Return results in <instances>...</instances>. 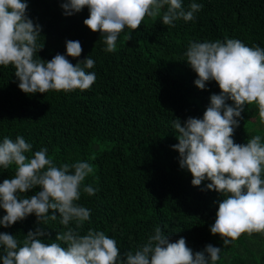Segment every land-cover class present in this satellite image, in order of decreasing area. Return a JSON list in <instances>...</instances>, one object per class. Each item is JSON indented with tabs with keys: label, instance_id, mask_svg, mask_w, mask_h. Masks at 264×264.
<instances>
[{
	"label": "trees",
	"instance_id": "obj_1",
	"mask_svg": "<svg viewBox=\"0 0 264 264\" xmlns=\"http://www.w3.org/2000/svg\"><path fill=\"white\" fill-rule=\"evenodd\" d=\"M63 2L27 0V16L42 27L37 44L44 47L35 58L50 61L58 53L66 55V41L78 40L81 56L68 59L75 65L89 56L95 64L87 71L96 80L84 91L25 94L14 67L0 65V143L21 136L32 145L29 157L47 148L57 166L90 162L94 172L84 183L95 194L81 191L77 203L91 215L80 231H103L117 242L121 256L146 243L160 227L171 242L185 238L193 252L209 244L220 248L216 264H264V234H242L227 246L211 234L223 196L206 190L207 180L192 186L191 174L180 168L179 153L172 147L178 143L175 118L182 125L189 117L202 118L210 96L220 94L214 81L204 90L195 86L197 76L185 56L190 42L237 39L264 48V0H182L185 11L192 2L203 6L192 21L164 25L162 16H146L137 30L119 34L115 52L105 51L103 37L83 24L87 8L65 16ZM241 117L235 143L246 144L255 135L264 143L258 108L246 105ZM14 172V165L0 168V183ZM5 214L0 209V218ZM37 226L50 234L42 238L45 243L56 242V234L65 230L59 216L37 225L33 214L9 228L0 226V233L22 241Z\"/></svg>",
	"mask_w": 264,
	"mask_h": 264
},
{
	"label": "clouds",
	"instance_id": "obj_2",
	"mask_svg": "<svg viewBox=\"0 0 264 264\" xmlns=\"http://www.w3.org/2000/svg\"><path fill=\"white\" fill-rule=\"evenodd\" d=\"M202 7L192 2L185 11L182 0H64L61 4L65 16L88 9L83 24L103 37L107 52H115L119 34L126 28L137 30L146 16H162L164 25H172L179 19L192 21ZM27 8V0H0V65L14 67L18 88L25 94L88 90L96 75L87 69L95 61L88 56L73 65L68 59L81 56L78 40L66 41V55L58 53L50 61L35 58L44 47L37 44L42 27L27 16ZM185 56L197 76L195 86L204 90L206 83L214 81L220 94L210 96L202 118L189 117L183 125L179 118L173 121L178 143L172 147L179 153L180 168L191 174L192 186L207 180L206 190L223 196L210 232L219 235L225 246L242 234H264V143L260 135L246 144L233 139L246 105L258 108L264 124V48L237 39L190 42ZM31 150L21 136L0 143V168L15 166L12 178L0 183V209L6 213L0 226L9 228L34 214L37 225L59 216L65 230L51 243L43 241L50 234L39 226L22 241L0 233L2 264H216L220 258V248L209 244L193 252L185 238L171 242L160 227L146 243L123 256L117 242L103 231L89 229L82 235L91 212L77 202L81 191L95 194L84 183L94 172L92 164L77 160L57 166L47 148L29 157L26 153ZM35 188L40 189L35 195H24Z\"/></svg>",
	"mask_w": 264,
	"mask_h": 264
}]
</instances>
